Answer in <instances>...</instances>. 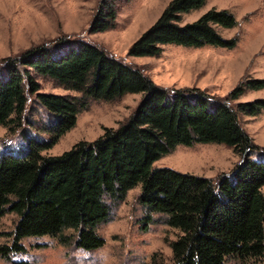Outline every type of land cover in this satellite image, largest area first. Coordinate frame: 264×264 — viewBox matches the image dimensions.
I'll use <instances>...</instances> for the list:
<instances>
[{
	"label": "trees",
	"instance_id": "obj_1",
	"mask_svg": "<svg viewBox=\"0 0 264 264\" xmlns=\"http://www.w3.org/2000/svg\"><path fill=\"white\" fill-rule=\"evenodd\" d=\"M205 0H170L160 16L145 30L130 51L132 57L159 55L161 45L232 47L235 38L222 37L218 28L236 26L234 15L214 7L193 21L183 15ZM118 10L104 4L91 23L97 34L115 29ZM31 49L7 60L0 75V125L14 131L20 126L28 100L27 87L58 122L49 142L32 140L25 155L0 156V222L8 213L18 215L11 245H0L8 261L25 252L22 240L58 238L67 244V233L85 251L106 245L99 228L112 215L113 205L141 186L139 204L145 220L160 216L177 231L168 242L167 261L154 255L151 264H247L264 259V162L250 159L259 149L239 124L236 111L257 115L264 99L246 101L235 109L229 100L245 88L260 89L264 79H248L223 100L198 89H176L171 96L143 75L140 68L110 58L86 42ZM24 68V69H22ZM53 81L79 96L38 93L32 76ZM142 94L137 110L118 128H109L94 142H80L60 156H45L89 110L93 102H118L129 94ZM217 144L243 158L231 175L215 181L153 164L177 146ZM3 234L0 232V238Z\"/></svg>",
	"mask_w": 264,
	"mask_h": 264
},
{
	"label": "rangeland",
	"instance_id": "obj_2",
	"mask_svg": "<svg viewBox=\"0 0 264 264\" xmlns=\"http://www.w3.org/2000/svg\"><path fill=\"white\" fill-rule=\"evenodd\" d=\"M170 0H0V75L7 60L21 57L31 49L64 46L55 50V57L66 51V42H86L102 48L106 54L128 66L140 68L152 83L162 87L167 96L176 89H198L212 99L223 100L240 82L264 79V0H205V3L183 15L188 23L200 17L209 8L226 9L235 19L236 26L218 28L222 37L235 38L232 47L212 45L184 47L176 44L161 45L159 55L132 57L130 51L137 40L160 16ZM104 4L118 10L116 28L92 34L91 23ZM24 69V68H22ZM32 76L39 84L40 94L79 96L57 87L53 81ZM27 106L20 126L11 131L0 125V156L25 155L32 140L49 142L58 119L48 111L27 87ZM142 94H129L118 102H93L78 115L74 128L45 156H60L80 142H94L109 128H118L137 110ZM264 99V86L245 88L229 104L235 109L246 101ZM242 131L259 150L250 159L264 162V109L257 115L236 111ZM243 158L231 149L217 144L177 146L157 160L152 169H170L182 174L216 180L231 175ZM264 193V187H262ZM141 186L130 191L126 199L113 205L110 220L99 228L106 241L103 248L85 251L74 241V232L67 233V244L48 236L22 240L25 252L14 255L10 261L0 257V264H151L155 255L169 260L168 242L177 231L166 226L161 217L146 221V210L139 204ZM18 215L8 213L0 222V245H11L9 237L16 229ZM228 264H243L231 261ZM247 264H264V259Z\"/></svg>",
	"mask_w": 264,
	"mask_h": 264
}]
</instances>
